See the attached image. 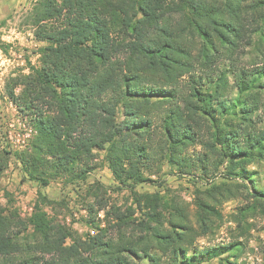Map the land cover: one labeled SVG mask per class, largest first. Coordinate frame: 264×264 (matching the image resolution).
<instances>
[{"label":"trees","instance_id":"16d2710c","mask_svg":"<svg viewBox=\"0 0 264 264\" xmlns=\"http://www.w3.org/2000/svg\"><path fill=\"white\" fill-rule=\"evenodd\" d=\"M27 25L44 44L39 66L7 84L34 131L15 154L24 178L42 188L61 177L85 181L103 151L136 208L109 206L112 221L100 228L87 205L96 234L83 238L49 218L44 206L53 202L40 193L26 219L0 207V264H203L238 250L239 242L197 247L221 218L228 185L195 189L194 224L176 201L134 189L153 183L156 160L208 182L223 168L264 203L257 171L246 168L264 163V61L237 64L254 37L264 44V0H37ZM196 146L202 152L190 155ZM101 191L98 183L86 190L98 209ZM254 209H242L237 226Z\"/></svg>","mask_w":264,"mask_h":264},{"label":"rangeland","instance_id":"374dc122","mask_svg":"<svg viewBox=\"0 0 264 264\" xmlns=\"http://www.w3.org/2000/svg\"><path fill=\"white\" fill-rule=\"evenodd\" d=\"M36 1L0 0V162L4 167L0 173V207L16 211L21 219H26L30 216L40 193L53 202L52 205L44 206L49 218L65 224L84 238L87 234L91 236L96 234V229L92 225L104 228L107 222L112 221L111 217L105 218V211L109 209V206L115 205L122 212L127 207L136 208L134 196L127 188L118 190L119 186L102 160L103 151L95 152L94 162L97 168L85 181L79 180L70 184L67 178L61 177L42 188L24 178L21 164L15 154L23 151L27 143L17 142L18 135L23 134V128L18 125L17 119L27 126L29 122L28 119L23 118L14 102L8 98L7 84L10 79L26 76L31 73V68L39 66V49L44 44L35 40L32 28L27 25V17ZM253 41L251 48L247 47V50L240 55L241 57H238L239 66L248 68L254 63L261 64L264 61V44L258 43L257 36L253 38ZM20 89L21 87H16L14 94L19 95ZM227 95L229 98L234 97L236 91L230 90ZM10 102L15 108L11 107ZM201 152L202 149L197 146L188 148V153L192 156ZM154 162L151 165L155 173L149 176L153 183L138 185L134 189L135 193L159 195L168 201H176L187 209L192 224L195 223L193 206L195 189L204 190L211 185L230 187L229 191L222 190L223 196L216 206L221 218L214 219L215 226L207 236L197 240V247H228L239 242L240 248L236 251L224 250L221 259L214 258L203 264H227L226 260L235 264H264V212L261 207L264 203L251 196L249 190L252 186L249 182L227 179L223 175V168L213 180L208 182L198 179L196 174L181 175L167 164L160 166L156 160ZM246 168L249 171H257L256 180L259 186L264 188V163H247ZM95 183L105 186V194L101 191L100 195L103 203H106V208L98 209L99 205L96 201L86 196L87 188ZM89 204L94 206L92 213L94 224L92 225L89 223L91 216L87 207ZM248 207L255 209L245 215L242 225L237 226L234 218L242 209L245 210ZM134 217L139 218L140 213L136 212ZM242 227L248 230L244 232ZM236 255L237 258L234 257Z\"/></svg>","mask_w":264,"mask_h":264},{"label":"built area","instance_id":"2783aa9c","mask_svg":"<svg viewBox=\"0 0 264 264\" xmlns=\"http://www.w3.org/2000/svg\"><path fill=\"white\" fill-rule=\"evenodd\" d=\"M10 105H11V107L12 106L14 107V105L11 102H10ZM14 108H13V110H14ZM17 123H18L19 126H22V128H23V134L22 135H18L17 142L21 143V144H24L25 142L27 143L28 140L33 136L34 131L31 129L30 126H27L25 123H23L19 119H17Z\"/></svg>","mask_w":264,"mask_h":264}]
</instances>
